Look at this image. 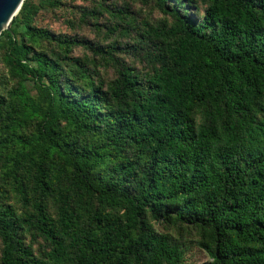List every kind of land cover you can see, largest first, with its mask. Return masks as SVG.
<instances>
[{
	"label": "trees",
	"instance_id": "1",
	"mask_svg": "<svg viewBox=\"0 0 264 264\" xmlns=\"http://www.w3.org/2000/svg\"><path fill=\"white\" fill-rule=\"evenodd\" d=\"M62 1L25 0L0 36L11 74L37 91L0 94V264H185L156 224L197 230L208 264H264V0H138L165 16L139 26L113 10L110 31L136 30L146 73L116 44L34 25Z\"/></svg>",
	"mask_w": 264,
	"mask_h": 264
},
{
	"label": "rangeland",
	"instance_id": "2",
	"mask_svg": "<svg viewBox=\"0 0 264 264\" xmlns=\"http://www.w3.org/2000/svg\"><path fill=\"white\" fill-rule=\"evenodd\" d=\"M41 0H28V8L39 4ZM200 11L204 5L199 2ZM125 8L132 17L136 20V25L139 26L144 19L151 23H157L165 16L156 7L154 2L148 4L138 0H63L62 5L57 9L41 10L34 18V25L38 28H45L59 35L64 34L74 37L78 40L88 41L94 47H106L111 44H116L118 47L115 56L128 66H132L137 72L151 71V64L146 58L145 50H134L136 30H131L126 36L121 31L112 33L110 28L116 27L118 19L113 10ZM112 13H109V11ZM190 14L199 17L196 8L190 7ZM91 11V16L83 19V12ZM127 44L131 47L127 48ZM49 45H44L43 50H48ZM73 56L81 60H91L93 54L91 50L85 46H77L74 48ZM98 61L99 78L103 82H110L116 77L114 66L100 65L101 59L95 58ZM94 68V67H93ZM22 85H21V84ZM21 85V86H20ZM20 86L19 95L22 98V93L29 98H36L37 91L32 81L20 82L13 76L10 68L4 58V49L0 47V94L5 97L11 96ZM156 228L168 231L176 238L180 239L187 248V257L185 264H208L212 260L208 253L200 244V237L197 230L191 226L183 227H166L165 225L156 224ZM23 236L27 243H33L35 254L39 255L43 251V242L40 239L32 241L30 234L23 232ZM1 251V245H0Z\"/></svg>",
	"mask_w": 264,
	"mask_h": 264
},
{
	"label": "water",
	"instance_id": "3",
	"mask_svg": "<svg viewBox=\"0 0 264 264\" xmlns=\"http://www.w3.org/2000/svg\"><path fill=\"white\" fill-rule=\"evenodd\" d=\"M25 0H0V36L4 31L11 32L12 24Z\"/></svg>",
	"mask_w": 264,
	"mask_h": 264
}]
</instances>
